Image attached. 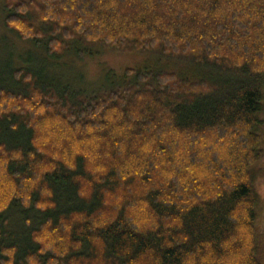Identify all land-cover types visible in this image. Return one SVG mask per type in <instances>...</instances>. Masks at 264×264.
<instances>
[{
	"label": "trees",
	"instance_id": "obj_1",
	"mask_svg": "<svg viewBox=\"0 0 264 264\" xmlns=\"http://www.w3.org/2000/svg\"><path fill=\"white\" fill-rule=\"evenodd\" d=\"M2 1L48 60L157 63L0 70V264H264V0Z\"/></svg>",
	"mask_w": 264,
	"mask_h": 264
},
{
	"label": "rangeland",
	"instance_id": "obj_2",
	"mask_svg": "<svg viewBox=\"0 0 264 264\" xmlns=\"http://www.w3.org/2000/svg\"><path fill=\"white\" fill-rule=\"evenodd\" d=\"M34 48L31 42H22L15 33L5 28L3 1L0 0V70L8 66H33L45 60L49 73L58 77L67 76L79 89L93 92L109 84L112 75L121 78L127 69H145L157 63V59L149 55L120 54L108 50L82 60L63 55L56 62L48 60L44 52ZM20 227L21 224L16 223L10 230L19 231Z\"/></svg>",
	"mask_w": 264,
	"mask_h": 264
}]
</instances>
